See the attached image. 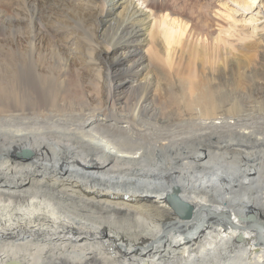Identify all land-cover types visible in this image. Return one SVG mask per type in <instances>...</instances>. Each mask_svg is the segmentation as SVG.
<instances>
[{
    "label": "bare ground",
    "instance_id": "obj_1",
    "mask_svg": "<svg viewBox=\"0 0 264 264\" xmlns=\"http://www.w3.org/2000/svg\"><path fill=\"white\" fill-rule=\"evenodd\" d=\"M229 1L264 19L0 0V264H264V20L224 37Z\"/></svg>",
    "mask_w": 264,
    "mask_h": 264
},
{
    "label": "rangeland",
    "instance_id": "obj_2",
    "mask_svg": "<svg viewBox=\"0 0 264 264\" xmlns=\"http://www.w3.org/2000/svg\"><path fill=\"white\" fill-rule=\"evenodd\" d=\"M229 7H231L230 13L231 17L227 18L225 21L224 31L222 34L224 37L233 38L237 36L238 33L244 34L248 32H252L255 25H260L264 19H259V21H254L251 15H256L255 10L252 9H244L238 6L236 3L229 1ZM233 8V9H232ZM200 0H188V7L184 11V17H195L200 13ZM252 11V12H251ZM175 16V15H174ZM177 17V16H176ZM260 14L258 15V18ZM145 48V47H144ZM142 48V49H144ZM21 153V152H20ZM200 154H196V158H200ZM246 173H252L250 168H246Z\"/></svg>",
    "mask_w": 264,
    "mask_h": 264
},
{
    "label": "water",
    "instance_id": "obj_3",
    "mask_svg": "<svg viewBox=\"0 0 264 264\" xmlns=\"http://www.w3.org/2000/svg\"><path fill=\"white\" fill-rule=\"evenodd\" d=\"M170 204L173 206V208L178 212L182 210L185 204L182 202H179V200H176L175 198H170Z\"/></svg>",
    "mask_w": 264,
    "mask_h": 264
}]
</instances>
